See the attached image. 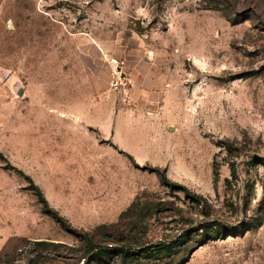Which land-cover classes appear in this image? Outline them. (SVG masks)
<instances>
[{"label":"rangeland","instance_id":"1","mask_svg":"<svg viewBox=\"0 0 264 264\" xmlns=\"http://www.w3.org/2000/svg\"><path fill=\"white\" fill-rule=\"evenodd\" d=\"M80 107L69 135L51 121ZM202 222L222 234L196 245ZM77 234L178 239L179 264H264V0H0V264H76ZM91 258L78 264L121 261Z\"/></svg>","mask_w":264,"mask_h":264},{"label":"trees","instance_id":"2","mask_svg":"<svg viewBox=\"0 0 264 264\" xmlns=\"http://www.w3.org/2000/svg\"><path fill=\"white\" fill-rule=\"evenodd\" d=\"M225 146L228 148L229 145L226 144ZM152 171H154L157 174L160 180V183L162 185L169 187L171 189L180 190L185 195L190 196L194 200H197V201L202 200L201 197L191 194L185 187L178 185L177 183L167 179L165 174L163 172H160L159 169H152ZM18 173L24 176L22 172L19 171ZM24 178L30 183L31 190H33L35 196L38 199V202L41 204L43 208V212L49 215L51 218H53L54 221L57 222L61 228L76 235L75 230L71 229L69 225L63 220L62 217H60L54 210L48 207V204L46 200L44 199L41 191L39 190L37 186H35L32 183L31 179L28 176H24ZM136 210L141 211V208L139 207V203L137 200L133 201L130 204L128 209L120 215L119 219H121L123 216L133 213ZM213 226H216V227H213ZM194 232L195 234L193 236H195L194 238H197L195 240V242L197 243L196 245H202L205 241L213 239L214 236H217V235L220 236L222 234V227L212 222H202L198 225L196 229H194ZM78 235L79 234H77V236ZM79 237L81 238V242L84 245L85 253H84V256L80 257V259L78 260L76 264H78L80 260H82L83 262H86L87 260L90 263L91 261H93L91 258V255L96 256L99 253L110 255L115 252H119L120 254V259H121L120 264H135V262L137 261L136 260L134 261L132 257H134V255H138L140 252L141 253L154 252L151 254L153 255L151 256V258H156V259H161V260L164 259L162 264H179L181 263V260H179L177 263V256L180 253H184V252H186L187 254V251L189 250V247H190L189 245H187V243H184L180 246L178 239H175L174 241H168L166 239H163L161 241L156 242L155 244L144 247V244H141V243L140 245L138 244L131 245L128 242L120 243L118 245L110 244V245L105 246V245L99 244L96 241L92 240L91 238L87 236V234L79 235ZM37 243L41 245L48 244L46 242H37ZM139 247L141 248L140 249L141 251L136 252L135 249ZM179 247H181L182 250H179ZM132 248H134V251L132 250ZM88 254H91V255L90 257L87 258Z\"/></svg>","mask_w":264,"mask_h":264},{"label":"crops","instance_id":"3","mask_svg":"<svg viewBox=\"0 0 264 264\" xmlns=\"http://www.w3.org/2000/svg\"><path fill=\"white\" fill-rule=\"evenodd\" d=\"M124 99V98H123ZM82 106V105H80ZM83 107V106H82ZM82 107H80V111L75 115L73 114L72 112H69L70 115H73V117H70V119H66V118H63V117H59V116H56V115H50L52 117V120L56 125L58 126H62V128L67 127L68 126V129H65V133L69 135V133H67V130H70L71 132H73L71 129V127H73L74 125H83V124H87V120H88V117H87V109H83ZM72 135H75V138H76V134L75 133H72ZM79 136V135H78ZM81 139H83L84 137L81 136Z\"/></svg>","mask_w":264,"mask_h":264},{"label":"built area","instance_id":"4","mask_svg":"<svg viewBox=\"0 0 264 264\" xmlns=\"http://www.w3.org/2000/svg\"><path fill=\"white\" fill-rule=\"evenodd\" d=\"M128 90V85L127 82L125 81V79L121 78L120 76H114L111 79L110 82V91L113 93H121L125 96V98L128 99L126 92Z\"/></svg>","mask_w":264,"mask_h":264}]
</instances>
